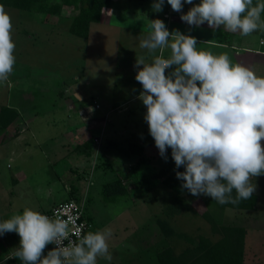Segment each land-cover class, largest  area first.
Returning a JSON list of instances; mask_svg holds the SVG:
<instances>
[{
    "label": "rangeland",
    "instance_id": "obj_1",
    "mask_svg": "<svg viewBox=\"0 0 264 264\" xmlns=\"http://www.w3.org/2000/svg\"><path fill=\"white\" fill-rule=\"evenodd\" d=\"M223 2L115 0L87 41L69 31L77 8L53 17L0 6V108L22 116L0 134V264H61L35 241L37 216L72 196L97 227L90 251L76 264H158L157 244L177 254L192 246L181 234L217 242L221 235L203 217L208 210L246 230L244 264H264V137L230 131L217 114L236 88L264 94V55L258 53L264 52V25L251 20L254 28L242 32L226 24ZM195 11L203 15L196 18ZM187 58L189 84L171 93L165 87L167 94L149 105L151 85L170 80L155 74L154 65L165 59L177 67ZM203 117L209 127L199 124ZM186 125L198 133L191 136ZM220 125L214 135L210 127ZM146 132L195 138L186 164L199 181L181 195L156 181L150 192L129 188L128 195L107 199L104 183L142 157L151 162L143 167L148 173L160 168L165 149L156 144L125 160L117 149L142 144ZM93 139L113 168L95 170L96 156L75 151ZM214 174L240 180L241 191L258 196L256 209L220 212L208 179ZM20 233L27 235L24 255L6 260L10 234H18V245Z\"/></svg>",
    "mask_w": 264,
    "mask_h": 264
},
{
    "label": "trees",
    "instance_id": "obj_2",
    "mask_svg": "<svg viewBox=\"0 0 264 264\" xmlns=\"http://www.w3.org/2000/svg\"><path fill=\"white\" fill-rule=\"evenodd\" d=\"M241 1L243 0H224L221 11L223 21L226 24L234 25L242 32H247L254 28L251 20L264 25V0H250V4H248V0H245L246 4H241ZM114 2L115 0H0V6L53 17H61L67 8H77V13L71 18L69 31L77 38L87 41L92 24L104 21L106 19L105 11L112 8ZM194 15L197 18L203 14L195 11ZM190 60V58L183 59L177 67L174 60L173 62L170 61L166 69H160L157 73H155L157 66L155 64L153 70L155 74L167 73L170 78V80L164 81L160 86H169L175 90L189 84L190 66L188 64ZM248 83L246 82V85ZM148 99L149 105L156 100L149 97ZM217 108L219 109H217L219 119L224 122L225 127H229L230 131L245 132L264 137V94L248 86L239 87L225 97L222 107L218 105ZM19 117L20 112L17 109L2 106L0 108V134H3ZM199 124L209 127L205 125L204 117L202 123ZM222 126L224 125H220V128L213 126L210 128L216 129L214 135H220L219 131L223 130ZM185 128L189 129L191 136L198 133L197 129L192 126L186 125ZM196 143L195 138L182 139L146 132L142 144H131L128 148L118 147L119 153L125 155V157H121L123 160L127 156H143L146 149L155 144L164 148L165 151L161 155L160 160L162 162L158 169L154 167L148 173L143 167L146 165L145 162H149V159L148 157H142V161L137 162L125 171L118 172L117 175L114 174V177L116 176L114 179L104 183V196L107 199H114L128 195L130 190L135 188L150 192V190H153L152 188H154V182L156 181H161L174 194H183L199 181L200 174L195 173L186 164L189 148ZM75 151L88 158L96 156L101 163L95 167V170L101 169L100 167L113 168L112 164L106 163L107 158L103 157L101 152L97 150L94 139L78 145ZM105 153L108 154L109 152L106 151ZM208 179L215 192L212 201L220 212L223 213L226 209L244 211L256 209L258 196L241 191V182L237 178L214 174L208 176ZM77 198L72 196L71 199L77 200ZM203 217L211 224L214 234L221 235V239L217 242H212L209 238L202 235L196 242V240L190 239L187 235L181 234L180 237L189 241L192 246L181 254H177L168 245L160 244L159 246L157 244L156 258L158 264H244L246 230L233 225H225L221 216L214 215L211 210L205 212ZM89 223L92 225V229L89 236V245L85 251L87 253L90 251L94 235L97 232V227L91 221ZM163 227L166 235H174V230L171 227ZM42 244L54 252L50 244ZM14 261H16V258ZM31 264H41V261L31 262Z\"/></svg>",
    "mask_w": 264,
    "mask_h": 264
},
{
    "label": "built area",
    "instance_id": "obj_3",
    "mask_svg": "<svg viewBox=\"0 0 264 264\" xmlns=\"http://www.w3.org/2000/svg\"><path fill=\"white\" fill-rule=\"evenodd\" d=\"M261 45H264V41ZM258 53L264 55V52ZM167 67L168 62L161 60L156 66L155 73ZM173 91V88L169 87L168 93ZM166 94V88L163 86L151 85L147 90L150 99H158ZM95 104L96 109L101 108L99 104ZM37 221L39 226L35 241L50 244L61 264H71L86 251L92 225L85 218L83 205L78 201L71 199L56 204L39 214Z\"/></svg>",
    "mask_w": 264,
    "mask_h": 264
},
{
    "label": "crops",
    "instance_id": "obj_4",
    "mask_svg": "<svg viewBox=\"0 0 264 264\" xmlns=\"http://www.w3.org/2000/svg\"><path fill=\"white\" fill-rule=\"evenodd\" d=\"M173 13V12H172ZM173 14H175V12L173 13ZM166 33H168V32H165V34ZM167 36H169V33H168V35ZM176 38H181V39H183V38H185L186 39V37H182V36H176ZM186 40H194V41H196V42H200V43H202L203 45H208V46H215V45H217V46H221V47H226L227 46V44H223V43H216V42H208V41H198L197 39H193V38H188V39H186ZM98 104V103H97ZM19 118H22V116L21 117H19ZM18 118V119H19ZM18 119L16 120V121H18ZM23 119H25V118H23ZM72 198V197H71ZM71 198H69V199H71ZM51 209V208H50ZM49 210V209H48ZM21 234V236H19L17 239H18V245H15V241L13 240V239H15L16 238V236L18 235H12V234H10V239H9V245L8 246H5V249L4 250H8V253H7V256H6V260H13L14 261V259L16 258V256H17V254H23L24 255V250H25V247H26V245L28 244V242L26 241V239H27V235L26 234H22V233H20ZM24 241H26L25 242V244H24ZM17 244V243H16ZM37 244V243H36ZM42 245H44V244H42ZM45 246V245H44ZM43 247V246H42ZM85 254H87V252H85L84 254H82L80 257H78L77 259H75L74 261H72L71 262V264H76L77 262H79L81 259H82V257L85 255ZM0 262H2V261H0Z\"/></svg>",
    "mask_w": 264,
    "mask_h": 264
},
{
    "label": "clouds",
    "instance_id": "obj_5",
    "mask_svg": "<svg viewBox=\"0 0 264 264\" xmlns=\"http://www.w3.org/2000/svg\"><path fill=\"white\" fill-rule=\"evenodd\" d=\"M48 211V210H47Z\"/></svg>",
    "mask_w": 264,
    "mask_h": 264
}]
</instances>
